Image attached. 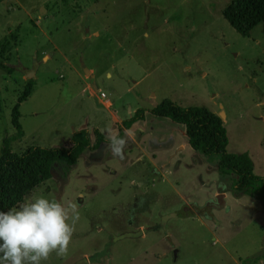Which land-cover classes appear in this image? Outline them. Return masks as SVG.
<instances>
[{
    "label": "rangeland",
    "instance_id": "obj_1",
    "mask_svg": "<svg viewBox=\"0 0 264 264\" xmlns=\"http://www.w3.org/2000/svg\"><path fill=\"white\" fill-rule=\"evenodd\" d=\"M231 1L1 0L0 147L15 132L11 109L34 71L19 105L17 153L69 146L84 127L117 133L114 111L128 117V108L142 107L149 120L148 110L168 98L224 113L228 152H248L264 175V19L239 34L222 13ZM180 141L183 150L153 165L137 159L131 142L123 158L104 146L99 161L87 164L86 151L67 171L56 164L23 202L71 200L80 220L68 254L42 264H264L261 199L234 193L216 155ZM220 189L226 204L217 208Z\"/></svg>",
    "mask_w": 264,
    "mask_h": 264
},
{
    "label": "trees",
    "instance_id": "obj_2",
    "mask_svg": "<svg viewBox=\"0 0 264 264\" xmlns=\"http://www.w3.org/2000/svg\"><path fill=\"white\" fill-rule=\"evenodd\" d=\"M222 13L239 34L248 36L252 28L264 19V0H233L224 7ZM33 86L34 80L27 79L10 113L15 132L3 137L1 141L0 211L7 212L16 208L32 189L51 177V170L56 164L62 165L67 171L85 150L96 149L103 141H107L98 128L89 131L84 127L72 132L69 146L32 145L20 153L13 151V143L21 140L24 135L19 121V105L29 96ZM145 111V108H137L132 116L123 119L116 135L122 134V128H128L134 121L143 119ZM148 111L183 125L190 147L207 156L216 155L219 176L231 178L234 193L259 197L264 211V175L254 173L248 152H228L226 129L218 114L205 107L181 106L168 98L162 99ZM262 147L264 150V141Z\"/></svg>",
    "mask_w": 264,
    "mask_h": 264
},
{
    "label": "clouds",
    "instance_id": "obj_3",
    "mask_svg": "<svg viewBox=\"0 0 264 264\" xmlns=\"http://www.w3.org/2000/svg\"><path fill=\"white\" fill-rule=\"evenodd\" d=\"M106 139V151L123 158L126 140L111 131ZM79 220L80 212L71 200L44 195H33L18 208L0 211V264H42L53 253L66 256Z\"/></svg>",
    "mask_w": 264,
    "mask_h": 264
},
{
    "label": "crops",
    "instance_id": "obj_4",
    "mask_svg": "<svg viewBox=\"0 0 264 264\" xmlns=\"http://www.w3.org/2000/svg\"><path fill=\"white\" fill-rule=\"evenodd\" d=\"M101 104L104 106V108L108 109L109 107H111L112 102L109 99H105L101 102ZM134 111H135L134 108H131V107L128 108L127 110L128 117H122V115H116L115 114L116 111H114V114L112 116L114 123H111L110 130L113 129L116 123L120 124V122L123 119L129 118L130 116H132ZM168 119L169 118L167 117H158V116L151 114V118H149L148 120L147 111H145L143 119H138L134 121L128 128H122V134L120 135V137L124 138L127 142V146L125 148H130L128 146V142H131V144H133L134 146V149L137 150V155H138L137 159L139 160L140 158H149V161L152 165L157 161L158 158L162 156L170 157L171 152L173 150L175 151L183 150L186 147V143H182L180 141V137L184 135V137L187 138L185 134V127L181 124H180L181 126L179 127L174 126V125H177L178 123L172 120H170V122H167ZM147 121L152 122V124L149 126ZM176 130L179 132L180 137H178V135L175 134ZM115 133L116 132H113L111 130V134L116 135L117 133L116 134ZM104 146H107V141H103L99 145V147L96 149H92V150L87 149L84 151V152L88 151L86 152V154L84 153V155H86L85 159H88L87 164H90L91 161L93 160L94 161L100 160V157L98 156L97 153ZM149 166L148 168H151ZM220 183H222V181ZM219 192L224 193V199H225L224 206H225L226 196H227L226 191H224L223 189H220L216 192V195ZM138 227L140 228V226Z\"/></svg>",
    "mask_w": 264,
    "mask_h": 264
},
{
    "label": "water",
    "instance_id": "obj_5",
    "mask_svg": "<svg viewBox=\"0 0 264 264\" xmlns=\"http://www.w3.org/2000/svg\"><path fill=\"white\" fill-rule=\"evenodd\" d=\"M84 71H85V74H89V78H93V74L90 73V70L86 67H83ZM34 74V71H30L27 73V76L29 78H31V76ZM92 87L94 90H97V87L94 83H92ZM220 114V113H219ZM221 116V114H220ZM222 117V116H221ZM51 174H52V170H51ZM217 201H216V204H213V206L217 207V208H221L224 206V193L223 192H219L217 195Z\"/></svg>",
    "mask_w": 264,
    "mask_h": 264
},
{
    "label": "built area",
    "instance_id": "obj_6",
    "mask_svg": "<svg viewBox=\"0 0 264 264\" xmlns=\"http://www.w3.org/2000/svg\"><path fill=\"white\" fill-rule=\"evenodd\" d=\"M96 92H99L100 98L104 99L106 97V94L101 90H96Z\"/></svg>",
    "mask_w": 264,
    "mask_h": 264
},
{
    "label": "bare ground",
    "instance_id": "obj_7",
    "mask_svg": "<svg viewBox=\"0 0 264 264\" xmlns=\"http://www.w3.org/2000/svg\"><path fill=\"white\" fill-rule=\"evenodd\" d=\"M221 116L224 117L223 113L221 112Z\"/></svg>",
    "mask_w": 264,
    "mask_h": 264
}]
</instances>
